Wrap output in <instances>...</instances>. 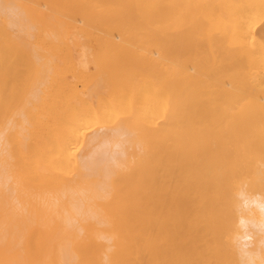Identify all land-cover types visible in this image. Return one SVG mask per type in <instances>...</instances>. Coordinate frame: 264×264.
I'll list each match as a JSON object with an SVG mask.
<instances>
[{
	"label": "bare ground",
	"instance_id": "1",
	"mask_svg": "<svg viewBox=\"0 0 264 264\" xmlns=\"http://www.w3.org/2000/svg\"><path fill=\"white\" fill-rule=\"evenodd\" d=\"M0 264H264V0H0Z\"/></svg>",
	"mask_w": 264,
	"mask_h": 264
},
{
	"label": "rangeland",
	"instance_id": "2",
	"mask_svg": "<svg viewBox=\"0 0 264 264\" xmlns=\"http://www.w3.org/2000/svg\"><path fill=\"white\" fill-rule=\"evenodd\" d=\"M130 50H131V51H134V49H130ZM130 50H127V51H130ZM135 51H136V49H135ZM137 56H138V57H137ZM137 56H136V57L133 56V57L135 58V59H134L135 61H138V63H137V62H136V63H137L138 65H140V64H142V63H141V59H139V56H140V57H143L142 60H144V59H145L147 56H149V55L147 54V55H145V56H146V57H145L143 54H139V55H137ZM133 57L126 56L125 58H122V56H121V57H118V58H120L119 60H121V58L124 59V60H131L130 58H132V61H134V60H133ZM118 58H117V59H118ZM106 59H108V58H106ZM110 59H112V58H110ZM113 59H115V58H113ZM137 59H138V60H137ZM139 61H140V62H139ZM144 61H145V60H144Z\"/></svg>",
	"mask_w": 264,
	"mask_h": 264
}]
</instances>
